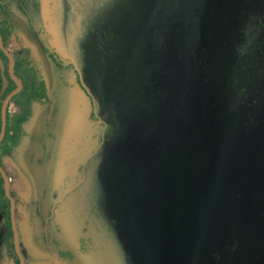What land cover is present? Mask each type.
<instances>
[{"label": "rangeland", "instance_id": "374dc122", "mask_svg": "<svg viewBox=\"0 0 264 264\" xmlns=\"http://www.w3.org/2000/svg\"><path fill=\"white\" fill-rule=\"evenodd\" d=\"M5 2L0 32L28 85L43 87L46 99L30 121L40 123V136L33 125L16 155L1 151L20 231L41 248L24 245L30 264L50 262L35 216L40 198L59 191L49 181L33 185L42 167L34 160L36 174L27 173L28 157L45 140L52 154H63L49 165L65 168L79 139L87 153L98 146L104 124L106 143L64 212L80 209L74 237L85 215L99 211L92 222L102 224L104 239L113 225L150 264H207L206 256L214 264H264V0H23V9ZM72 5L81 12L71 13ZM3 99L0 93V121ZM12 119L16 133L20 119ZM2 205L0 262L8 264L9 230L1 226L10 222V205ZM69 244L73 238L52 264H76L64 256Z\"/></svg>", "mask_w": 264, "mask_h": 264}, {"label": "flooded vegetation", "instance_id": "af4514ba", "mask_svg": "<svg viewBox=\"0 0 264 264\" xmlns=\"http://www.w3.org/2000/svg\"><path fill=\"white\" fill-rule=\"evenodd\" d=\"M18 1H19V5H18L19 8L23 9L24 7V4L22 2L23 0L21 1L18 0ZM6 3L7 0L5 4ZM72 3L76 4L78 2H72ZM75 6L79 7L80 5L79 6L75 5ZM72 7L73 5L69 6L71 13L76 14L81 12L79 10L78 11L73 10ZM95 10L96 9H94V11ZM94 11L92 13H94ZM98 13H100V11ZM75 24L77 28H80L81 24L88 25L89 22L84 21L83 23L82 21L81 24H77L75 21ZM83 30L84 29L80 31ZM0 35L3 38L6 49L10 52V54L13 57L14 60L13 73L15 77L22 84V88L20 89V91L9 100L6 106V116H7L6 132L3 140L0 142V165L6 171L8 178L10 180V176L12 177L13 174L10 172L9 167L3 165L1 160V151H4L7 154L16 155L17 153L15 149L16 148L20 149L23 145V142H26L29 138L30 133H25V130L26 129L29 130L30 128L33 127V125H35L37 128L32 129V131H34L36 136H40V134H38L40 123L37 122V119H35L33 123H30V121L32 115L36 114L35 111L37 112L40 110V108H42V106L46 102V99L43 94L44 93L43 87L40 86L39 88H37V90H34V88L28 85L24 73L20 69V66H18V61L16 59V56L14 55V50L12 48H9V46H7L6 39L1 32ZM87 39H88L87 35H85L84 32L83 42H87ZM51 57L53 61L58 62L59 65L61 66L65 65L59 59L60 57H62L59 56V54L52 55ZM71 67L75 69L76 75L80 77V82H79L80 87H82V89L87 92L86 88L84 87L81 81V76L79 74V72L82 73L84 71L78 67L76 63V59L74 60V62L71 60ZM17 89H18V84L11 75V61L9 57L0 48V93H2V97H4L3 103L1 105L0 133L2 129L3 105L5 99L13 91ZM48 89L50 92L49 97L51 99L50 102L51 105L53 96L50 88ZM88 95L92 100H94V93L92 94L89 93ZM22 100H26V101L22 102ZM50 105H49V110L47 112L48 116H52V114L57 110V106H56L57 103L54 104L52 112H50ZM92 105H93L92 108L93 113L98 114V108L100 106H98L94 102H92ZM24 107H26L25 111L23 109ZM14 117L20 119L18 121L19 126L15 128L16 133L14 131V128L12 127V122H13L12 118ZM14 134L16 135L14 136ZM51 135L55 140L56 138L55 135H57V133L53 134L51 131L48 130L46 136L49 137ZM108 136H109V132L104 124V127L102 128V132L100 133L98 138L99 144L97 147H94L90 153H87L88 152L87 146H85L82 143V141L79 139V142L76 143L80 146L79 151H76V149L74 148L76 152L75 153L76 158L73 157L72 154L73 149H70L67 154L71 153V155L67 162L68 166H66L65 168L60 161H56V162L54 161V163L51 164V166L49 165L51 159H53L52 157H55L56 159L59 160L60 159L59 157L63 155L60 153L61 152L60 148H57L56 151L52 154V151L51 149H49V144L47 143V141L43 140V144H41L39 141L35 144V146L32 144L34 146L33 153L31 157H28V159L31 158V160L29 161L32 162L27 163V170H28L27 173H29V171H31L32 169L34 170L35 167H33L32 165L34 160L38 161L39 163L41 162L40 167H42V169H40V173L38 171V175H34V178L32 180L33 185H37L38 188L42 189V184H46L44 182L49 181L47 184L52 183L53 186H55V189L59 191L57 197H55L54 199L40 198L39 202L37 203L35 225L36 227L40 226V231H41L40 240L43 242V247H45L47 252L51 254L50 262L47 261L45 264H52L55 253H58V255L60 256V252L58 248L61 247L62 244L66 245V242L68 240L70 241L71 238H73L75 245L72 246L71 244H69L68 245L69 249L67 250V253L64 254V256L66 259H69L76 264H150L148 259H143V258L141 259L136 257L137 252L132 251L130 246L128 247V244L126 242V237L123 236L121 232H117V230L113 225H110L109 229H107V232L110 234L109 239L108 240L104 239L103 237L104 228L101 227L102 224L98 223V221L96 224L92 222L98 219L97 214L99 213V211L97 213H87L85 215L84 217L85 221L83 220V223L81 224L80 227L81 230L75 237L74 235L76 234V232L74 228H75V224H77L79 220V216L77 215V213L79 212L80 209L78 208L79 210L76 211L75 213L71 212V214H68V217L66 218L64 217L65 215L64 212L67 210L68 208L67 206L70 204V202L73 201V196L77 195L79 191L83 189V186L87 181V175L89 174L90 165H93V161H94L93 159L95 158V155L99 153L100 148L106 143ZM44 139H46V137H44ZM31 142L33 143V141ZM56 145L57 144H55L54 147ZM59 145L60 143H58L56 147H58ZM65 146L70 148L72 147L71 144ZM69 163L71 164L69 165ZM59 165H60L59 169L56 170V167ZM33 173H35V170L33 171ZM60 177H64V178L60 179ZM1 180L3 181V177L0 173V182ZM10 185H11L10 188L11 195L15 199V227L12 222L11 203L5 194L4 187H3L4 196L0 198V211L2 210L1 208H3L2 204L8 202L10 205L9 216H8L10 220L9 222L10 225L7 224L5 226V222L3 221L1 226V229L4 231L3 234H5L6 231L9 230L8 234L5 236L6 237L5 246L12 252L13 260L10 261L8 264H30L28 257L25 253L24 245L27 246L29 245L30 252H33L35 250V247L40 248V245L38 244L37 241L36 243L33 244L32 240L30 241L29 239L27 240L24 239V236L20 231L18 225L19 205L16 197L12 192L13 188H12L11 180H10ZM3 186H4V181H3ZM45 206H48L47 209L45 208ZM0 216L4 218V216L2 215ZM40 221H41V225H40ZM100 227L101 229L98 230V228ZM34 231L35 234L33 236L35 238L36 230ZM27 232L30 233L29 229H27ZM39 251L40 253L42 252V250ZM92 256L94 257V259L91 260L90 258H92ZM165 257L166 256L164 255V259ZM60 258L62 260L61 256ZM205 260L207 264H214L212 258L209 259L208 256L205 257ZM154 263L160 264L158 263L157 259H155ZM0 264L3 263L0 262Z\"/></svg>", "mask_w": 264, "mask_h": 264}, {"label": "water", "instance_id": "95a60500", "mask_svg": "<svg viewBox=\"0 0 264 264\" xmlns=\"http://www.w3.org/2000/svg\"><path fill=\"white\" fill-rule=\"evenodd\" d=\"M0 48L1 50L9 57L10 61H11V75L12 77L15 79V81L18 84V89L13 91L6 99L3 105V118H2V129H1V133H0V142L3 140L5 132H6V126H7V116H6V106L9 102V100L15 95L17 94L20 89L22 88V84L21 82L15 77L14 73H13V65H14V60L12 55L10 54V52L6 49L5 45H4V41L2 36L0 35ZM52 107H54V102ZM219 128V124L217 125ZM0 173L3 177V181H4V191L6 196L8 197V199L10 200L11 203V214H12V222L13 225L15 227V199L14 197L11 195V185H10V180L8 178V175L6 173V171L2 168V166L0 165ZM241 207H237V212Z\"/></svg>", "mask_w": 264, "mask_h": 264}, {"label": "trees", "instance_id": "16d2710c", "mask_svg": "<svg viewBox=\"0 0 264 264\" xmlns=\"http://www.w3.org/2000/svg\"><path fill=\"white\" fill-rule=\"evenodd\" d=\"M4 196V192L2 191V189H0V198H2Z\"/></svg>", "mask_w": 264, "mask_h": 264}, {"label": "crops", "instance_id": "0c3cea01", "mask_svg": "<svg viewBox=\"0 0 264 264\" xmlns=\"http://www.w3.org/2000/svg\"><path fill=\"white\" fill-rule=\"evenodd\" d=\"M11 166L13 167V165H12V164H11ZM13 168H15V169H16V171H18V172L21 174V172H20L19 168H17L16 166H14Z\"/></svg>", "mask_w": 264, "mask_h": 264}]
</instances>
